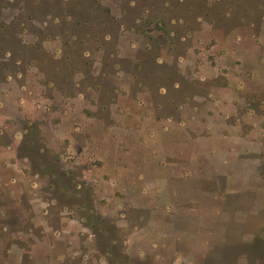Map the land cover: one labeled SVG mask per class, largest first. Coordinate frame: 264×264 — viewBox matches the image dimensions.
<instances>
[{
    "label": "rangeland",
    "instance_id": "1",
    "mask_svg": "<svg viewBox=\"0 0 264 264\" xmlns=\"http://www.w3.org/2000/svg\"><path fill=\"white\" fill-rule=\"evenodd\" d=\"M26 1L32 0H0V43L7 41L5 34L10 29L17 37L22 31L20 37L27 42H37L34 38L42 29L38 23L26 20L20 9ZM143 3L140 2L139 9ZM122 8L131 11L123 3ZM139 12L136 9L135 13ZM124 15L128 19L135 17L126 12ZM215 16L218 18L217 14ZM21 21L25 22V27ZM5 25L10 28L6 30ZM256 31L263 41L264 33ZM21 52L25 58H34L40 53L26 49ZM1 56L0 50V71H4L8 67ZM227 59L241 63L239 66L235 63L231 71L236 76L235 84L240 87L242 107L229 122L239 124L238 130L228 127L226 138L203 139L184 146L183 140L188 137H160L157 151L166 148L173 153L183 149L184 156L145 159L148 169L144 175H139L143 182L137 189L116 190L111 182L99 179L97 173L102 160L95 155L99 153L98 145L102 144L103 137L111 139L106 149L112 156L108 157L109 166H116L115 162L120 161L130 167L132 160H136L131 156L115 157L118 147L112 137H118L121 129H110L108 122L85 119L75 111L57 131L49 128L48 139L41 136L43 143H39L48 150L41 159L48 162L52 153L56 154L59 162L53 165L67 175L58 176L57 185L51 186L47 177L33 173L28 159L21 158L26 178L20 186L7 187L12 192L16 190L15 193L19 190L17 198L1 196L0 203L20 202L19 206L27 208L30 219L24 224L14 222L16 208L13 204L5 216H0V225L7 226L3 234L0 232L3 247L0 264H264V46L244 45L223 61L226 63ZM13 68L26 71L24 77L16 76L12 85L25 83L28 94L35 91L40 94L42 89L46 98L54 94L55 99L47 106L52 111H60L61 117L67 115L71 105L78 103L58 90L52 92L43 87V76L33 67L25 68L20 64ZM64 74L70 75L69 72ZM2 75L0 73V78ZM142 75L149 77L150 72L143 71ZM55 81L61 92L69 91V84L59 79ZM217 82L225 83L226 80L220 78ZM93 83L91 79L88 81V85ZM101 83L105 92L100 100L106 102L111 96L112 82L103 78ZM86 86L87 83L78 88L86 92L87 101H93L96 96ZM189 104L194 106L195 103ZM158 109L157 116L175 113L172 106L162 105ZM84 112L99 119L105 116L103 108ZM55 117L53 114L52 120ZM15 118L11 115L14 122ZM72 124L78 127L74 130L78 141L70 152L66 139L59 133ZM76 152L80 153L79 158ZM86 170L92 171L89 174ZM70 178L85 183L86 188L77 195L67 188L60 191L62 185L73 188ZM125 184L130 185L128 178ZM32 185L44 202L38 213L29 209ZM82 201L91 206V220L98 222L97 227L105 224L109 233L100 237L88 226L92 221L83 218L85 209L77 206ZM110 236L116 242L113 254L108 256L100 251L99 244L110 248ZM47 242L50 248L45 246Z\"/></svg>",
    "mask_w": 264,
    "mask_h": 264
},
{
    "label": "crops",
    "instance_id": "2",
    "mask_svg": "<svg viewBox=\"0 0 264 264\" xmlns=\"http://www.w3.org/2000/svg\"><path fill=\"white\" fill-rule=\"evenodd\" d=\"M66 1L50 0L51 4H56L47 9L51 13L48 17L51 18V22L49 26L42 24V30L34 38L37 41L34 43H39L48 53L51 66H60L64 60L62 55L66 46L62 33L59 30L55 31L53 27L58 24L59 19H67L64 15ZM123 2L124 0H100V4L108 8L110 20L114 21L112 35L106 34L103 39L104 41L112 40L113 54L106 52L101 44L84 52V56L89 59L87 76L94 81L93 84L86 86L91 88V93L96 96L93 97V101L85 99L84 90L77 91L74 95H67L73 100H78V103L71 105L67 115L61 117L60 111L57 109L52 111V108L47 106L55 99L54 94L46 98L42 94V89L40 94L36 91L28 94L25 83L12 85L16 76L19 75L7 76L0 81V197L7 195L10 198L11 196L14 199L17 198L19 190L15 193L16 190L12 192L7 187L12 184L20 186V182L26 178L21 158L18 156V147L24 134L23 123L27 120L41 123V136H44L46 140L49 128L57 131L75 112L81 116L84 115L85 119L104 120L108 122L110 129L113 127L121 129L122 132L118 133V137H112L118 147L115 157L131 156L136 159L132 160L133 164H129L131 166L128 167L127 164L119 161L115 162L116 166L108 165V157L111 155L106 149L110 137L101 139L102 144L98 145L99 153L95 155L102 160L100 166H97L99 179L111 182L116 190L140 187L143 181L139 179V175H144L148 169L147 162L144 163L145 159L184 156L183 149H176L177 151L174 150L176 152L173 151V153H169L166 148L157 151L160 137H188L189 140H183L184 146L203 139L226 138L229 135L226 133L228 127L238 130L239 124L229 122L242 107L240 87L235 84L236 76L231 71L235 63L238 66L241 63L235 60L229 61L231 59H227L225 63L223 60L224 57L230 58L232 53L244 45L264 46V40H259L256 33V29L264 33V16H262L264 0H150L148 15L154 20H159L168 32V40L162 42L160 48L158 47L156 62L178 69L181 81L176 87L186 98L185 102L175 109V113L160 116H157L158 106H168L170 94L163 89L152 94L145 88H141L136 83L133 70L124 69L116 62V59L135 62L138 50L148 49L156 41L154 39L156 34H146L142 29L138 30L137 20L124 17ZM136 3L137 0H130L127 7L131 8ZM82 10L84 16V6ZM253 16L256 17L252 18ZM123 21L128 22V25H120ZM179 31L183 32L179 33ZM31 67L40 73L37 68ZM84 76L78 72L75 80ZM21 77L24 75L21 74ZM103 78H108L112 82L110 90L113 98L106 102L100 100V95L105 92L101 83ZM220 78L225 79L226 82H217ZM204 82L208 84L204 85ZM43 87L48 88L44 85ZM49 90L53 92L55 89ZM189 102L196 105H190ZM98 108L105 110V116L100 119L95 115L83 113L85 110L89 109L93 112ZM77 109L79 112L76 111ZM53 114L56 117L52 120ZM11 115L16 117V122L11 120ZM75 129L78 127L72 124L59 133L64 140L66 139L67 150L70 152L74 150V144L78 141L74 133ZM104 131L106 132L105 129ZM51 136L57 138L53 134ZM79 154L76 152V158L80 157ZM162 162L161 160L160 167ZM90 171L92 170H89V174ZM126 178L130 183L128 187L125 184ZM48 181L50 182L49 178ZM33 187L32 185L33 193L29 200V209L38 213L42 211L41 206H44V202ZM19 203L15 200L1 202L0 216H5L13 204L16 208L14 222L26 223L30 219L28 210L26 207L19 206L21 205ZM6 230L7 226L1 224L0 232L3 234ZM36 246L38 245L33 247ZM45 246L49 247L50 244L47 242ZM1 248L3 247L0 241Z\"/></svg>",
    "mask_w": 264,
    "mask_h": 264
},
{
    "label": "trees",
    "instance_id": "3",
    "mask_svg": "<svg viewBox=\"0 0 264 264\" xmlns=\"http://www.w3.org/2000/svg\"><path fill=\"white\" fill-rule=\"evenodd\" d=\"M143 1L144 3L142 4V9H139L138 5ZM129 2L130 0H124L123 4L127 9H131V11L124 12H126V14L129 13L135 15V17L131 19L134 21L137 20L136 24L139 27L138 30L142 29V31H145L146 34H156L154 37L156 41H154L152 47L138 50L136 57L137 60L135 62H130L127 59H116V62L124 69L128 68L133 70L136 83L141 88H145L152 94L158 93L161 89L165 90V92L171 96L168 107L172 106L173 109H176L186 100L179 88L176 87V85L180 84L181 75L176 67L156 62L158 47L160 48V44L168 40V32L160 24L159 20H154L148 15V10L151 6L150 0H137V3L131 8L127 7ZM50 6L54 7L56 4H51L50 0H32L30 3L26 1L20 9L24 12L26 20L34 21L41 26L42 24L48 25L51 22V18H48L51 16V13L47 10ZM83 6L85 8L84 16L82 14ZM136 9L138 12L140 11L139 14L135 13ZM108 13V8L101 5L100 0L66 1L64 4V15L67 19H59L58 24L53 27L55 31L59 30L62 33L61 36L64 41V45L66 46L64 47L62 55L64 60L60 66L50 65L48 53H46L39 43L27 42L23 37H20L23 34L22 31L19 33L20 36L17 37L15 31H13V29L8 30L10 27L5 25L8 32L5 34L6 37H4L7 38V41L0 43V50L2 52L1 59L5 61L3 64L8 68H4V71H0V73L3 74L0 81L6 79L7 76L24 74L26 69L18 70L17 68H13L22 64L25 68L30 66L37 68L40 73L43 74L42 84L44 86H48L49 89L58 90L62 95H74L77 91H81V89H77L76 87L86 83L88 86V81L90 80L87 76L89 59L84 56V52L86 50H90L91 47L96 48L101 44L106 52L111 55L113 54L112 40H103L106 34L112 35L111 31L114 28V21L110 20ZM262 16H264V13H262ZM124 17L128 19L126 15H124ZM20 24L25 27V22L21 21ZM120 25L127 26L128 22H120ZM181 32L183 31H179V33ZM67 48H70L72 51L69 52ZM21 49L35 52H38L39 50L40 53L34 58H25L22 55ZM41 64H46V66L42 67ZM143 71L150 72L149 77H144L142 75ZM63 72H69L70 75H63ZM78 72L84 74L85 76L79 80H75V75ZM56 79H59L60 82L69 84L71 86L68 88L69 91L66 93L61 92L59 90L60 86L56 84ZM111 98L113 97L110 96V99ZM40 127L41 123L39 121L27 120L23 123L24 134L18 147V156L20 158H26L30 161V168L34 174L48 177L50 185L56 186V178L60 175L65 176L67 173L58 169V166L53 165V162H59L58 156L54 153H52V157L48 162L42 161L41 156L48 153V150L44 144L39 145L40 142L43 143ZM69 181L70 183H74L72 189L66 185H62L59 190L61 191L62 188H67L68 192H72L77 195L80 194L87 186L83 182L74 181L73 178H70ZM77 206L81 209H85L86 213L82 215L80 214L83 218L86 220L93 219L91 206H87V203L83 201L78 202ZM91 221L92 222L88 226L93 228L94 232L100 237H102L103 234L110 232L105 224H100L97 227L98 222H95L94 220ZM115 242L116 239L113 236H110L109 244L111 247L107 248L106 246L99 244L100 251L103 254L111 256L114 252L112 248H114Z\"/></svg>",
    "mask_w": 264,
    "mask_h": 264
}]
</instances>
